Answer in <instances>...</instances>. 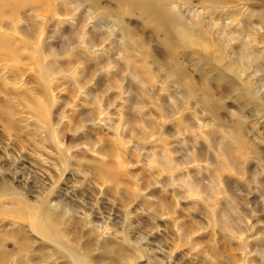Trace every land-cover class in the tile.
I'll use <instances>...</instances> for the list:
<instances>
[{
  "label": "rangeland",
  "instance_id": "obj_1",
  "mask_svg": "<svg viewBox=\"0 0 264 264\" xmlns=\"http://www.w3.org/2000/svg\"><path fill=\"white\" fill-rule=\"evenodd\" d=\"M0 264H264V0H0Z\"/></svg>",
  "mask_w": 264,
  "mask_h": 264
},
{
  "label": "bare ground",
  "instance_id": "obj_2",
  "mask_svg": "<svg viewBox=\"0 0 264 264\" xmlns=\"http://www.w3.org/2000/svg\"><path fill=\"white\" fill-rule=\"evenodd\" d=\"M172 22V21H169V23ZM168 47V45H167ZM173 66H174V69L177 71V62L176 60L173 58ZM35 217V216H34ZM39 223V222H38ZM45 223V222H44ZM36 224V223H35ZM36 228V227H35Z\"/></svg>",
  "mask_w": 264,
  "mask_h": 264
}]
</instances>
